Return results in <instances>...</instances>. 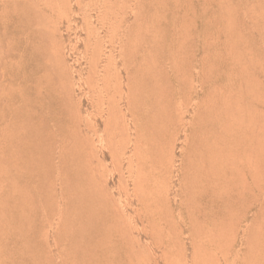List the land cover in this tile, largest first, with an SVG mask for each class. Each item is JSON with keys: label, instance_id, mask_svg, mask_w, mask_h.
Returning <instances> with one entry per match:
<instances>
[{"label": "rangeland", "instance_id": "rangeland-1", "mask_svg": "<svg viewBox=\"0 0 264 264\" xmlns=\"http://www.w3.org/2000/svg\"><path fill=\"white\" fill-rule=\"evenodd\" d=\"M62 103L92 215L48 166ZM0 264H264V0H0Z\"/></svg>", "mask_w": 264, "mask_h": 264}, {"label": "bare ground", "instance_id": "bare-ground-1", "mask_svg": "<svg viewBox=\"0 0 264 264\" xmlns=\"http://www.w3.org/2000/svg\"><path fill=\"white\" fill-rule=\"evenodd\" d=\"M111 44L113 45V41H111ZM111 45V46H112ZM130 94H131V92H132V89L130 90V88H129V91H128ZM128 93V94H129ZM134 94V93H133ZM134 96V95H133ZM128 97V96H127ZM128 98H131L132 99V97H128ZM60 104V100H58L57 98H55V106H57V105H59ZM130 105V104H129ZM67 108V107H66ZM65 108V104L64 103H62L61 104V108H60V111H59V113H60V116H61V122H57L58 123V125H57V130L59 131L58 132V135L61 137H59V143H58V141L56 140V139H54V138H51L49 141H51V145H50V147H49V153H48V156H47V162H48V166H49V168H50V170L52 169V166L55 164L54 162H53V159L55 160L56 159V157L58 156H56V157H54L55 155V151H56V149L57 148H60V152H58L59 153V157H57V159H58V164L57 165H59V167H56V168H60V171L63 173H61L62 175H60L61 177H62V179H63V177H64V179H63V181H65V183H66V193H64L63 194V192H62V196H67L68 198H70V197H73V196H71V193H73L74 194V197L76 198V201L75 200H73L74 202H75V204H74V207H75V209L78 211V213L79 214H87L88 215V213H90V212H94V211H92L95 207L97 208V205L99 204V194H98V191H97V189H96V185H94L95 184V181H94V178H96V177H98V175L99 176H101L100 174H99V172L100 171H97V168H99V169H101V171H102V169L104 168L100 163H98L97 165H95L96 163H94V157H93V151H94V136H97L98 135V130H96V129H93V128H90V127H87V131L85 132L84 131V133H82L81 135H83V136H79V134L77 133V136L78 137H80L78 140H79V143L78 144H76V143H74V144H70V145H66V143L68 142V138H70V139H74L75 138V135L72 133V131L71 130H68V126H67V122H68V120L69 119H67L66 117L69 115V114H67V109ZM128 109V108H127ZM134 112H135V109H134V103L133 104H131L130 105V108H129V113H130V117L132 118V121H133V127H134V130H135V134H136V140H140L141 139V132H142V129H141V125L140 124H138L137 123V120H139L136 116H135V114H134ZM69 113V112H68ZM128 113V114H129ZM57 115V114H56ZM59 116V115H58ZM59 118V117H58ZM60 121V120H59ZM52 122H55L54 121V119H52ZM74 122V121H73ZM137 123V124H136ZM70 124V123H69ZM106 124V123H105ZM71 126V128L73 127V123H72V121H71V124H70ZM77 125V124H76ZM107 125V124H106ZM105 125V126H106ZM55 126H56V124H55ZM69 127V128H70ZM31 128V127H30ZM51 128H52V126H51ZM74 128V127H73ZM72 128V129H73ZM106 128V130H105V132H104V137H110V135L112 134H110V130H109V128L108 127H105ZM32 129V128H31ZM34 129V128H33ZM32 129V130H33ZM31 130V131H32ZM35 130V129H34ZM38 130V129H37ZM40 130V129H39ZM38 130V131H39ZM68 130V131H67ZM127 130V129H126ZM26 131H29V130H26ZM56 131V130H55ZM34 132V131H33ZM52 132H53V130H52ZM74 132H77V131H74ZM24 133V132H23ZM36 133H37V131H36ZM50 133V132H49ZM34 134V133H33ZM57 134V133H56ZM126 135H127V133H125ZM25 135V134H24ZM36 135V134H35ZM55 135V134H54ZM38 136V135H37ZM50 137H51V135H49ZM128 136V135H127ZM55 137H56V135H55ZM58 137V136H57ZM99 137V136H98ZM103 136H102V139L104 138ZM31 135L29 134H27V136H26V140L27 141H24V145H23V147H22V150L24 151L23 153H21V154H23L24 155V153H26L27 155H29V157L31 158V154H34L35 156L33 157V160H35V157H37L38 159H39V154H37L38 153V151L40 150V148L41 147H39V149H38V146H37V143L35 144L34 142L35 141H33V143H31L32 141H31ZM38 140V139H37ZM23 141V140H22ZM40 141H41V138H40ZM70 141V140H69ZM99 141V140H98ZM43 141H41V143H42ZM45 142V141H44ZM97 142V141H96ZM105 142V141H104ZM70 143H71V141H70ZM100 143V142H99ZM15 144V143H14ZM38 144H39V142H38ZM48 144V143H47ZM112 144V143H111ZM40 145V144H39ZM41 146V145H40ZM44 146V145H43ZM100 146V145H99ZM81 147L82 148H84L86 151H83L82 149H81ZM97 147V146H96ZM109 147H111V146H109ZM136 147V146H135ZM43 148V147H42ZM46 148H47V146H46ZM98 148V147H97ZM129 149H130V147H128ZM127 148V149H128ZM132 148V147H131ZM138 149V148H137ZM136 149V150H137ZM43 150V149H42ZM41 150V151H42ZM45 150V149H44ZM47 150V149H46ZM96 150V149H95ZM104 150H106V147H104ZM109 150H110V152H111V149L109 148ZM121 150H124V146L121 148ZM58 151V150H57ZM80 151H82V153H80ZM107 151V150H106ZM22 152V151H21ZM43 154V153H42ZM46 154V153H45ZM126 154V153H125ZM102 155H103V157H105V152L103 151L102 152ZM113 155V154H112ZM123 155H124V151H123ZM140 155V154H139ZM41 156V155H40ZM137 156H138V153H137ZM43 157V156H42ZM41 158V157H40ZM25 159V158H24ZM29 159V158H28ZM27 159V160H28ZM112 163H114V165H115V163H116V158L115 157H112ZM26 160V159H25ZM42 160H44V159H42ZM40 161H41V159H40ZM103 161V160H102ZM26 162V161H25ZM29 162V161H28ZM30 162H31V160H30ZM97 162V161H96ZM33 163V162H32ZM35 163V165L37 164L36 162H34ZM34 163L32 164V165H34ZM40 163V162H39ZM45 163V162H44ZM103 163V162H102ZM28 164V163H27ZM46 164V163H45ZM23 165V164H22ZM40 166V165H39ZM25 167V166H24ZM23 168V167H22ZM121 168V167H120ZM123 168V167H122ZM25 169H30L29 168V166H28V168H25ZM35 169H37L36 167H35ZM42 168L40 167V170H41ZM48 169V168H47ZM53 169H54V167H53ZM119 169V168H118ZM117 169V170H118ZM104 170V169H103ZM106 170V169H105ZM116 170V171H117ZM27 171V173H28V170H25V172ZM49 171V170H48ZM54 171V170H53ZM39 172V171H38ZM54 172H56V171H54ZM53 172V173H54ZM118 172H120L119 170H118ZM30 173V172H29ZM43 173H44V171H43ZM56 174V173H55ZM54 174V175H55ZM23 176H24V174H23ZM49 176V175H48ZM58 176V175H57ZM27 179V178H26ZM51 180V179H50ZM53 182V181H52ZM51 182V183H52ZM59 182V181H58ZM58 182H57V184H58ZM98 182V181H97ZM54 183H55V181H54ZM53 183V184H54ZM61 183L62 182H60V186H61ZM64 183V182H63ZM98 184H99V182H98ZM100 184H101V181H100ZM100 184H99V187H100ZM54 185H56V184H54ZM64 185V184H63ZM62 185V186H63ZM57 188H59V186L57 187ZM61 188H65V186L64 187H61ZM54 189H55V187H54ZM54 189H53V191H54ZM105 189H106V186H105ZM105 189H104V191H105ZM64 190V189H63ZM63 190H61V191H63ZM51 192V191H50ZM108 192V191H107ZM105 193V192H104ZM58 194V193H57ZM67 194V195H66ZM102 196V195H101ZM55 197V196H54ZM63 197V198H64ZM66 197V198H67ZM52 198H53V196H52ZM61 198V197H60ZM104 198H105V196H104ZM70 200V199H69ZM68 200V201H69ZM63 201V200H62ZM67 201V200H66ZM17 202V201H16ZM15 202V203H16ZM25 203V202H24ZM17 204H19L18 202H17ZM63 204V203H62ZM67 204V203H66ZM101 204V203H100ZM105 204H107L108 205V203H105ZM24 205V204H23ZM26 205V204H25ZM24 205V206H25ZM28 205H30V204H28ZM17 206V205H16ZM63 206V205H62ZM70 206V202L68 203V207ZM110 206V205H109ZM15 208V207H14ZM20 209V208H19ZM27 209V208H26ZM25 209V210H26ZM64 209V208H63ZM102 209V208H101ZM23 210H24V208H23ZM22 210V211H23ZM65 210V209H64ZM22 211L20 212V213H22ZM27 211V210H26ZM66 211H67V209H66ZM68 211H69V209H68ZM76 211V212H77ZM64 212V211H63ZM24 213H26V212H24ZM30 213H31V211H30ZM67 213V212H66ZM71 213H72V211H71ZM78 213H77V215H78ZM96 213V212H95ZM27 214H29V213H27ZM64 214V213H63ZM69 214V213H68ZM91 214V213H90ZM65 215V214H64ZM71 215H74L73 213L71 214ZM84 215V216H85ZM92 215V214H91ZM97 215V214H96ZM67 216V215H66ZM70 216V215H69ZM68 217V216H67ZM66 217V218H67ZM76 217V216H75ZM80 217V216H79ZM78 217V218H79ZM100 217H102V216H100ZM69 218V217H68ZM81 218V217H80ZM88 218V217H87ZM92 218H94V217H92ZM73 219V218H72ZM81 219H83V218H81ZM97 219H98V217H97ZM75 220V219H74ZM73 220V221H74ZM102 220V219H101ZM76 221V220H75ZM79 221H80V219H79ZM86 221V220H85ZM92 221V220H91ZM82 222V221H81ZM87 222V221H86ZM102 222V221H101ZM84 223V222H83ZM92 223V222H91ZM95 223V222H94ZM99 223V222H98ZM69 224V223H68ZM70 225V224H69ZM81 225V224H80ZM98 225V224H97ZM19 226V225H18ZM73 226H74V224H73ZM84 226V225H83ZM89 226V225H88ZM103 226V225H102ZM16 227H17V225H16ZM86 227H87V225H86ZM91 227H92V225H91ZM98 227V226H97ZM15 228V227H14ZM73 228V227H72ZM79 228V227H78ZM89 228V227H88ZM104 228V227H103ZM17 229V228H16ZM21 229V228H20ZM81 229V228H80ZM80 229H78L79 231H80ZM92 229V228H91ZM96 229V228H95ZM86 230V229H85ZM88 230V229H87ZM99 230H100V227H99ZM102 230V229H101ZM82 231V230H81ZM80 231V232H81ZM97 231H98V229H97ZM17 232V230L15 231V233ZM99 232V231H98ZM19 234V233H18ZM78 234V233H77ZM81 234V233H80ZM80 234H78V235H80ZM94 234H95V232H94ZM99 234V233H98ZM92 235V234H91ZM100 235V234H99ZM19 236V235H18ZM22 236V235H21ZM89 236V235H88ZM94 236V235H93ZM98 236V235H97ZM99 237V236H98ZM97 237V238H98ZM93 238V237H92ZM12 239V238H11ZM16 239H18L17 237H16ZM22 239V238H21ZM90 240V239H89ZM14 241V240H13ZM12 241V242H13ZM16 241H18V240H16ZM15 241V242H16ZM91 241V240H90ZM21 242V241H20ZM18 243V242H17ZM16 246V245H15ZM92 250V249H91ZM17 251V250H16ZM92 251H94V249L92 250ZM95 251H96V249H95ZM18 252V251H17ZM20 252V251H19ZM12 253H14V252H12ZM17 254V253H16ZM22 254V253H21ZM20 254V255H21ZM10 255V254H9ZM27 255V254H26ZM29 255V254H28ZM16 256V255H15ZM13 257V256H12ZM26 257V256H25ZM25 257H24V259H25ZM30 257V256H29ZM19 258V257H18ZM23 259V260H24ZM31 259V258H30ZM26 261H27V259H26ZM25 261V262H26ZM31 262V261H30Z\"/></svg>", "mask_w": 264, "mask_h": 264}]
</instances>
